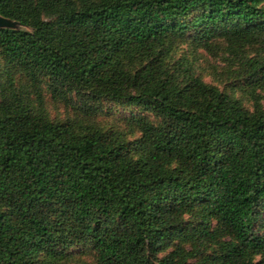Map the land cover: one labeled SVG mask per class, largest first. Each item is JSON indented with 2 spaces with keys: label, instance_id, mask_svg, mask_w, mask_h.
<instances>
[{
  "label": "trees",
  "instance_id": "1",
  "mask_svg": "<svg viewBox=\"0 0 264 264\" xmlns=\"http://www.w3.org/2000/svg\"><path fill=\"white\" fill-rule=\"evenodd\" d=\"M0 15L30 28H0L10 82L142 111L128 140L53 122L0 88V264H56L75 246L96 264H192L210 251L195 264H264V106L168 64L178 44L222 43L260 86L264 50L244 54L264 48V0H0Z\"/></svg>",
  "mask_w": 264,
  "mask_h": 264
},
{
  "label": "rangeland",
  "instance_id": "2",
  "mask_svg": "<svg viewBox=\"0 0 264 264\" xmlns=\"http://www.w3.org/2000/svg\"><path fill=\"white\" fill-rule=\"evenodd\" d=\"M9 21L10 29L30 30V28L24 27L15 21ZM220 46L221 49L216 48L213 52H208L204 49L196 48L192 41H186L176 46L168 60V64L174 65L178 61H183L185 65L190 67L191 72L195 76L240 100L247 109H253V101L256 98L264 106V81L260 80L262 75H258L260 86L250 84V79L245 75V63L239 60L235 53L224 47L222 43ZM259 47L248 49L244 54L246 55L245 58L256 57L264 50L262 46ZM261 59H264V57ZM17 71V68L8 70L0 63V88L10 86L12 90L22 95L23 99L32 101L36 107H41L51 121L77 120L84 126L95 123L104 130L119 129L126 135L128 140L139 137L136 132L134 119L142 112L140 107L126 103L115 104L108 102L94 105L93 103H87L89 101L87 98L77 97L76 95L70 96L68 100L55 98L51 93V83L49 81L33 84L24 75H16L10 82ZM142 115L146 114L142 113ZM150 118L155 121L152 116ZM178 244L179 240H176L174 245ZM83 248V246H75L72 249L74 255L71 258L56 264H96V255L86 252ZM172 250H174V247L166 249L161 256ZM185 250H190V246H187ZM213 254L210 251L199 259H192L190 262L195 264L205 256Z\"/></svg>",
  "mask_w": 264,
  "mask_h": 264
},
{
  "label": "water",
  "instance_id": "3",
  "mask_svg": "<svg viewBox=\"0 0 264 264\" xmlns=\"http://www.w3.org/2000/svg\"><path fill=\"white\" fill-rule=\"evenodd\" d=\"M9 25H10V21L0 16V28L10 29Z\"/></svg>",
  "mask_w": 264,
  "mask_h": 264
}]
</instances>
